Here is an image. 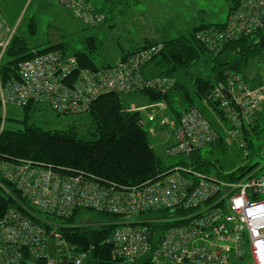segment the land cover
I'll list each match as a JSON object with an SVG mask.
<instances>
[{
    "label": "built area",
    "instance_id": "2783aa9c",
    "mask_svg": "<svg viewBox=\"0 0 264 264\" xmlns=\"http://www.w3.org/2000/svg\"><path fill=\"white\" fill-rule=\"evenodd\" d=\"M56 1L89 27L105 22V15L87 0ZM262 30L264 0H239L224 23L203 26L196 38L217 55L229 42ZM16 35L17 27L9 25L0 10L2 56ZM159 49L138 51L97 72L80 70L74 56L59 50L36 53L19 64L16 78L0 83L1 103L35 104L60 116H80L95 99L108 93L165 94L174 86V78L147 76L143 71ZM201 102L216 112L224 132L200 108L189 107L178 122H171L173 142L166 155L191 158L225 136L249 158V138L264 111V80L252 88L241 74L228 70ZM152 107L165 110L167 104L157 102ZM160 125L166 126L165 118ZM12 189L26 202L19 198L17 206L6 209L0 218V264H86L88 253L77 252L58 232V224L37 221L39 213L69 218L79 209L124 218L110 241L116 257L130 264H142L138 259L152 249L151 264H230L245 259L264 264V164L243 166L223 177L199 170L196 163L177 165L139 184L120 186L83 172L0 157V193L11 196ZM162 209L169 211V219L141 218ZM176 212L180 214L175 216ZM161 221L181 225L153 234L148 224Z\"/></svg>",
    "mask_w": 264,
    "mask_h": 264
},
{
    "label": "trees",
    "instance_id": "16d2710c",
    "mask_svg": "<svg viewBox=\"0 0 264 264\" xmlns=\"http://www.w3.org/2000/svg\"><path fill=\"white\" fill-rule=\"evenodd\" d=\"M99 1L103 8L96 7L93 0H87L98 12L105 15L106 22L108 17L104 11L105 5L108 3L115 4L117 7L119 5L115 0ZM124 1L128 0H118V2L123 3ZM143 1L145 0H135L134 7H139ZM238 4L239 0H235L231 10L235 9ZM130 6L132 7V5ZM207 25L211 24L199 25L189 33H180L177 37L146 40L142 45L126 52L114 64L106 65L103 68H98L92 56L86 52L68 55L65 47L61 44L47 49L31 51L27 42L17 34L5 53L11 59L0 71V82L4 84L7 80L16 78L19 64L32 58L36 53L59 50L65 56H74L80 70L97 72L112 68L138 51L157 46L160 49L154 58L143 66V71L149 64L154 63L157 70L156 76L174 78L175 84L165 94L155 91L141 93L145 94L151 103H167L169 113L178 122L186 109L197 106V101H201L216 84L223 81L226 71H243L252 60L253 55L264 51V30L254 35L244 36L240 40L229 42L219 54L213 55L212 77L196 78L193 91H190L182 79L183 74L178 73L195 65L203 55H211L206 46L196 38V32ZM242 77L252 88L263 83L251 84L245 76L242 75ZM122 96L124 95L113 92L102 95L92 102L86 113L92 123V130L87 138L79 136L74 127L60 131L46 130L39 127H28L26 130L15 132L0 130V157L32 160L45 166H53L59 170L67 169L74 172H83L103 182L120 186L136 185L168 172L170 169L165 167V164L151 146L148 133L143 129L142 112L126 108ZM175 103L177 106L174 105ZM183 103L186 106L179 110V106ZM38 107L39 105L35 104L26 106L29 111ZM216 110L219 111L218 108ZM260 119L259 117L254 133L249 138V148L251 150L254 148L252 137L262 131ZM216 147L221 151H225L224 140L219 141ZM193 158L199 170L211 173L209 161H202L198 154H194ZM230 177L233 178V176ZM19 198L26 202L20 195ZM19 198L13 189L11 196L0 193V218L6 209L17 206ZM179 214L180 212H176L174 215ZM169 217V211L166 209L141 215V218L156 219L157 221L160 218L169 219ZM47 219L59 225L58 232L77 252L88 253L86 264H130L116 257L114 247L110 241L113 233L122 226L120 224L124 220L122 216L86 209L75 211L69 218H53L40 213L37 214L39 223ZM180 225L181 222L177 221H161L148 224L153 234ZM47 227L50 228V226ZM155 237L158 238V236ZM152 252L153 249L147 255L139 258L138 262L151 264Z\"/></svg>",
    "mask_w": 264,
    "mask_h": 264
},
{
    "label": "rangeland",
    "instance_id": "374dc122",
    "mask_svg": "<svg viewBox=\"0 0 264 264\" xmlns=\"http://www.w3.org/2000/svg\"><path fill=\"white\" fill-rule=\"evenodd\" d=\"M115 1L119 6L112 3L105 5L104 11L108 20L95 27L85 25L56 0H0V10L8 24L17 27V34L27 42L31 51L61 44L68 55L86 52L92 56L98 68H103L114 64L126 52L142 45L146 40L177 37L180 33H189L199 25L221 24L222 21L224 23L235 0H146V3L144 4L143 1L139 7H134L135 0L124 3ZM93 2L96 7L103 8L99 0ZM10 59L7 54L3 56L0 54V71ZM212 60V54H205L195 65L178 73L183 74L182 79L190 91H193L196 78L212 77ZM238 73L245 76L251 84L263 82L264 51L253 55L248 66ZM148 75L156 76L157 73ZM122 100L124 106L132 110L148 105L141 111L143 116H148V120L151 113L155 115H152L154 120L146 121L143 129L148 133L150 144L167 169L177 165L188 167L191 163H195L194 154L187 159L166 155L170 125L174 120L169 111L164 116L159 108L150 106V99L143 93L124 95ZM196 104L213 125L220 129L216 112L205 108L201 101H197ZM185 106L186 104H181L179 110ZM163 117L166 119V126L160 125ZM260 118L262 131L252 137L254 148L250 150L249 158H246L242 150L231 142L227 144L225 151L219 150L215 145L205 147L195 154H198L202 161H209L211 173L220 174L221 177L236 172L243 166L264 164V111L260 114ZM0 119V130L11 132L23 131L28 127L53 131L74 127L79 136L87 138L92 130V123L87 114L60 116L45 106H39L32 111L27 110L25 106L11 103L4 106L1 103V96ZM151 128L153 133H150ZM261 199H264V196ZM56 251L59 252L56 249L55 254ZM65 251L66 249H63L60 252ZM230 264L252 263L247 260Z\"/></svg>",
    "mask_w": 264,
    "mask_h": 264
},
{
    "label": "crops",
    "instance_id": "0c3cea01",
    "mask_svg": "<svg viewBox=\"0 0 264 264\" xmlns=\"http://www.w3.org/2000/svg\"><path fill=\"white\" fill-rule=\"evenodd\" d=\"M146 3V0H145V2H144V4ZM165 7V6H164ZM232 7V6H231ZM231 7H230V10H229V12L231 11ZM148 8L146 7V10H147ZM145 10V11H146ZM144 11V12H145ZM222 23H223V21H222ZM138 46H140V45H138ZM137 48V47H136ZM156 66H155V64L154 63H152V64H149L148 65V67L145 69V71H144V73L146 74V75H148V74H156L157 73V70H156V68H155ZM149 76V75H148ZM1 83V82H0ZM153 104H156V103H151L150 104V106H152ZM167 104V103H166ZM203 105V104H202ZM147 106L148 105H144L143 107H141V108H138V109H136V110H138V111H143V110H145L146 108H147ZM149 106V107H150ZM204 106V105H203ZM205 107V106H204ZM206 108V107H205ZM160 109V113H162V114H164V116H166V113H167V111H168V105H167V108L165 109V110H163L162 108H159ZM208 109V108H207ZM152 115H154L153 113H151ZM150 114V115H151ZM149 115V116H150ZM155 116V115H154ZM143 125H145V123H146V121H149L148 120V116H143ZM156 118V117H155ZM164 118V117H163ZM162 119V118H161ZM218 120V119H217ZM150 122V121H149ZM173 122H175V120H173ZM172 122V123H173ZM219 124V123H218ZM159 125V124H158ZM220 125V124H219ZM152 128L150 129V133H153L152 132ZM221 132H224L223 131V128H222V126L220 125V129H219ZM170 138H169V143H168V146L169 145H171L172 144V142H173V132H172V130H171V128H170ZM223 140H224V142H225V145L227 146V144L229 143V141L225 138V136H224V138H223ZM217 145V144H216ZM152 146V145H151ZM153 147V146H152ZM154 149V148H153Z\"/></svg>",
    "mask_w": 264,
    "mask_h": 264
}]
</instances>
